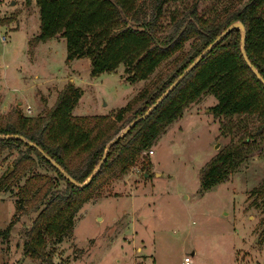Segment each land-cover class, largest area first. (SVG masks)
I'll use <instances>...</instances> for the list:
<instances>
[{
    "label": "trees",
    "instance_id": "trees-1",
    "mask_svg": "<svg viewBox=\"0 0 264 264\" xmlns=\"http://www.w3.org/2000/svg\"><path fill=\"white\" fill-rule=\"evenodd\" d=\"M151 1L149 9L146 0H36L41 21L36 41L57 36L65 39L67 60L90 58L93 76L115 72L124 65L130 83L147 80L169 57L182 53L165 78L142 90L115 115H75L83 91L69 83L46 115L32 118L19 113L14 124L0 123V148L20 149L13 173L6 171L0 178V191L18 187L15 222L22 214L36 215L27 231L24 251L43 264H53L56 246L74 232L77 214L86 202L101 198L109 182L128 175L139 160L145 162L161 135L203 94L210 93L217 100L211 110L222 119L225 133H232L236 115L259 117V122L247 129L244 136L224 146L204 165L200 178L203 191L234 173L241 147L264 136V84L247 66L241 49L244 33L235 28L151 115L110 147L98 174L86 187L74 185L52 161L25 141L36 143L77 182H86L118 133L143 116L236 21L245 25V49L264 78V0H248L233 7L227 5V0H214L213 6L204 11L199 7L200 0H184L174 10L167 5L176 0ZM189 42L191 46L186 51ZM128 112L133 116L125 123ZM16 135L25 140L15 138ZM39 165L51 173L38 171ZM150 165V160L143 165L148 175ZM257 194L264 210V190ZM14 224V221L9 224L7 232ZM262 226L264 241V219Z\"/></svg>",
    "mask_w": 264,
    "mask_h": 264
},
{
    "label": "rangeland",
    "instance_id": "rangeland-1",
    "mask_svg": "<svg viewBox=\"0 0 264 264\" xmlns=\"http://www.w3.org/2000/svg\"><path fill=\"white\" fill-rule=\"evenodd\" d=\"M146 1L151 9L152 1ZM183 1L167 7L179 9ZM246 1L226 3L233 7ZM214 2L200 0L199 7L204 11ZM40 26L36 0H0L2 124H14L19 113L46 115L69 83L83 91L75 115H115L165 78L182 55L169 57L143 81L130 83L124 65L93 76L90 58L67 60L65 39L36 41ZM216 103L212 94H203L161 135L153 155L148 152L145 162L139 160L128 175L109 182L101 198L86 202L74 232L56 246L53 264H181L190 255L191 264H264V210L257 194L264 190V136L241 147L237 169L225 181L202 190L204 165L259 122L257 115H236L232 133H225L222 119L211 110ZM132 116L128 112L125 123ZM19 151L0 148V178L13 173ZM148 160L150 175L143 167ZM37 170L51 173L40 165ZM17 189L0 191V264H43L25 254L24 240L36 215L22 214L15 222Z\"/></svg>",
    "mask_w": 264,
    "mask_h": 264
},
{
    "label": "water",
    "instance_id": "water-1",
    "mask_svg": "<svg viewBox=\"0 0 264 264\" xmlns=\"http://www.w3.org/2000/svg\"><path fill=\"white\" fill-rule=\"evenodd\" d=\"M240 29L244 35H243V39H242V43H241V49H242V55L244 57V60L247 63V66H249L251 68V70L255 73V75L258 77V79L263 82L264 84V78L262 77V75L260 74L258 68L252 64V62L249 59V56L247 54V50L245 49V25L243 22L241 21H236L233 22L232 25H230L225 31H223V33L221 35H219L217 37L216 40H214L213 43H211L201 54L200 56L195 59L189 66L187 69L184 70L183 74L180 75L172 84L171 86L167 89V91L161 96L159 97L154 103L151 108L141 117H138L135 119V121H133L132 123H130L125 129H123L121 132L118 133V135L116 136V138L114 140H112L106 150H105V156L102 159V161L100 162V164L97 166V168L94 170V173L86 180V182L84 183H79L77 182L70 174L65 173V171L54 161L52 160V158H50L49 156H47L44 151L36 144V143H32L28 140H25L24 137L22 136H14L16 137H20V139L25 140L31 147H35L39 150V152L41 154H43V156H46L48 158V160L52 161L53 164L55 165V167L65 175V177L70 180L74 185L78 186V187H86V185L98 174V171L100 169V167L102 166V164L104 163V161L106 160L108 154V150L110 149V147L116 142L118 141L119 138H121L122 136L126 135L132 128L135 127V125L142 121L143 119H145L146 117H148L149 115H151V113L162 103V101L168 97V95L178 86V84L184 79V77L189 74L192 70H194L196 68V66L200 63V61L206 57L209 53H211L213 51V49L221 42L223 41V39L233 30V29Z\"/></svg>",
    "mask_w": 264,
    "mask_h": 264
},
{
    "label": "built area",
    "instance_id": "built-area-1",
    "mask_svg": "<svg viewBox=\"0 0 264 264\" xmlns=\"http://www.w3.org/2000/svg\"><path fill=\"white\" fill-rule=\"evenodd\" d=\"M150 155H153L154 150L149 151ZM192 263V256H186L181 264H191Z\"/></svg>",
    "mask_w": 264,
    "mask_h": 264
},
{
    "label": "crops",
    "instance_id": "crops-1",
    "mask_svg": "<svg viewBox=\"0 0 264 264\" xmlns=\"http://www.w3.org/2000/svg\"><path fill=\"white\" fill-rule=\"evenodd\" d=\"M101 219L103 220V218L101 217ZM183 262V261H182Z\"/></svg>",
    "mask_w": 264,
    "mask_h": 264
}]
</instances>
